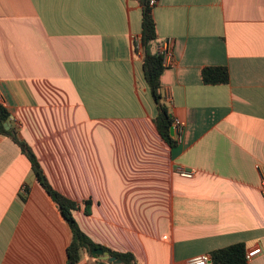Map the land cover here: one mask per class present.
<instances>
[{
    "label": "crops",
    "instance_id": "0c3cea01",
    "mask_svg": "<svg viewBox=\"0 0 264 264\" xmlns=\"http://www.w3.org/2000/svg\"><path fill=\"white\" fill-rule=\"evenodd\" d=\"M152 12L157 41L172 40L160 84L185 124L180 143L167 145L152 122L133 50L136 0H0L5 124L77 203L72 215L93 242L139 264H186L243 243L262 249L248 264H264V0H157ZM207 66H225L228 83L204 85ZM70 241L0 133V264H65ZM97 260L84 253L77 264Z\"/></svg>",
    "mask_w": 264,
    "mask_h": 264
},
{
    "label": "trees",
    "instance_id": "16d2710c",
    "mask_svg": "<svg viewBox=\"0 0 264 264\" xmlns=\"http://www.w3.org/2000/svg\"><path fill=\"white\" fill-rule=\"evenodd\" d=\"M141 10V27L138 35L140 49L133 50L140 57L144 80L148 86L152 101L155 105L156 114L152 120L154 127L161 139L170 147L177 143L170 135V128L173 117L169 113L168 107L163 102L161 93L160 76L165 68L163 58L159 52L160 42L157 41L155 22L153 18V8L148 4V0H136ZM201 80L204 85H225L229 81L228 69L225 66H207L201 69ZM10 115L0 104V133L14 142L21 153L30 163V169L34 177L48 194L56 206L61 218L68 224L71 231V241L66 250L65 264H77L81 256L85 253L89 257L98 258L93 254V250L101 248L108 252L110 257H115L121 261L120 264H139L130 252H118L100 244L93 242L78 226L72 211L78 209L76 202L71 201L55 191L43 172V169L28 144L19 137L16 128L5 129L4 124L9 121ZM26 191V189H24ZM87 207L85 212H87ZM245 245L235 243L229 246L212 250L209 253L211 264H248L245 258ZM111 263L108 261L97 260V264Z\"/></svg>",
    "mask_w": 264,
    "mask_h": 264
},
{
    "label": "built area",
    "instance_id": "2783aa9c",
    "mask_svg": "<svg viewBox=\"0 0 264 264\" xmlns=\"http://www.w3.org/2000/svg\"><path fill=\"white\" fill-rule=\"evenodd\" d=\"M148 4L150 6H155L157 4V0H148ZM133 44L136 50L140 49L138 37H134ZM158 49L163 58V65L166 66L167 64L171 63L172 61V40L165 39L163 42H161V45L159 46ZM184 126L185 124L182 120L177 119V118L172 119V125H171V129L173 132L172 136L176 143H180L181 141V136L184 131ZM176 173L178 176L182 178H192L194 174L192 171L190 170L187 171L184 169H178ZM261 195H262V198L264 199V179L262 180V183H261ZM261 252H262L261 247L255 246L254 248H251L250 250L245 252V258L247 260H250L258 256ZM209 263H211L209 254H200V255H197L189 259L186 264H209Z\"/></svg>",
    "mask_w": 264,
    "mask_h": 264
},
{
    "label": "water",
    "instance_id": "95a60500",
    "mask_svg": "<svg viewBox=\"0 0 264 264\" xmlns=\"http://www.w3.org/2000/svg\"><path fill=\"white\" fill-rule=\"evenodd\" d=\"M5 129H9L8 124H4ZM170 135H173L172 129L170 128ZM93 254L97 255L100 260L108 261L113 264H120L121 261L119 259H116L115 257H110L108 252L103 251L101 248H97L93 250Z\"/></svg>",
    "mask_w": 264,
    "mask_h": 264
}]
</instances>
